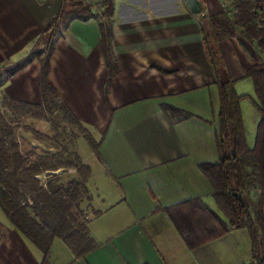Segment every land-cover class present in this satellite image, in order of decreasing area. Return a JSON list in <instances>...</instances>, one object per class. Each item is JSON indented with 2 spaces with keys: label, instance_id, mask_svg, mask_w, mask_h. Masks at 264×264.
<instances>
[{
  "label": "crops",
  "instance_id": "0c3cea01",
  "mask_svg": "<svg viewBox=\"0 0 264 264\" xmlns=\"http://www.w3.org/2000/svg\"><path fill=\"white\" fill-rule=\"evenodd\" d=\"M71 1L90 6L93 14L103 2ZM202 1L203 13L192 15L182 0H113L111 52L118 72L109 82L95 17L75 19L55 34L47 82L55 99L99 143L98 158L90 154L86 187L104 209L87 225L92 251L76 257L54 239L46 264H255L246 229L189 250L162 211L198 198L218 212L200 169L219 159L218 90L203 36L210 30L208 17L224 11L226 0ZM65 4L0 0V67L9 69L34 52ZM242 38L237 31L217 51L236 94L252 100L254 86L244 74L260 64L261 56ZM40 74V60L34 57L4 76L2 99L40 106ZM162 105L192 117L171 120ZM241 115L252 147L259 117L249 100L241 103ZM42 262V253L0 210V264Z\"/></svg>",
  "mask_w": 264,
  "mask_h": 264
},
{
  "label": "trees",
  "instance_id": "16d2710c",
  "mask_svg": "<svg viewBox=\"0 0 264 264\" xmlns=\"http://www.w3.org/2000/svg\"><path fill=\"white\" fill-rule=\"evenodd\" d=\"M91 11L90 6L81 2L66 0L61 13L44 31L46 34L51 30L52 34L45 42L48 54L40 60L42 104L34 107L3 99L0 107V210L8 222L42 253V264L47 263L54 239L62 240L76 257H83L94 249L88 222L80 220V205L89 199L86 183L91 171L77 155H73V160L65 158V150L56 155L35 149L23 154L13 127L27 116L49 121L47 117L59 111L64 119L79 127L86 144L98 158L99 143L55 99V91L47 82L48 60L54 44L51 38L71 21H85L91 17L98 22L99 44L108 71V82L117 74L111 52L114 2L103 0L97 14ZM263 11L264 0H233L231 12L222 11L208 17L210 30L203 36L205 54L214 69L218 90L215 145L219 159L215 164H202L200 169L210 183L218 212L198 198L162 211L189 250L208 245L232 231L246 229L251 238L252 257L260 252L264 264V22L259 17ZM237 31L246 42L255 44L261 56L260 64L244 74V78H249L254 86L252 100L236 94L235 82L226 76L217 51V45L233 37ZM34 57L27 56L9 69L0 67V87L5 82L3 75L11 77ZM247 99L259 117L252 147L247 145L241 115V103ZM161 109L171 120L182 121L192 117L171 106L162 105ZM3 110L11 114L10 120ZM60 169H73L76 178L64 182L61 176L53 174ZM44 174L49 177L45 181L40 178ZM259 240H262L261 246Z\"/></svg>",
  "mask_w": 264,
  "mask_h": 264
},
{
  "label": "rangeland",
  "instance_id": "374dc122",
  "mask_svg": "<svg viewBox=\"0 0 264 264\" xmlns=\"http://www.w3.org/2000/svg\"><path fill=\"white\" fill-rule=\"evenodd\" d=\"M232 4L233 1L227 2L226 0L224 11L231 12ZM259 17L263 18V22H264V11L260 12ZM260 26H261V22H260ZM51 34L52 31L51 30L48 31L42 37V39L44 40L36 47L34 53L31 52L28 55V57H34L36 55L38 57L36 56L35 57L38 58L39 60L44 59L47 56L49 50L47 43L45 44V42L50 39ZM51 41H54V36L51 38ZM244 101H248V99ZM2 102L3 99L2 96L0 95V107L2 106ZM4 110L3 112L5 113V116H7L8 119L11 118V114L5 112ZM32 112H36V111L32 110ZM246 117H248L247 114ZM47 118L49 119V121H39L31 116H27L21 120L18 126L14 125L13 128H15V133L21 152H23V154H26L29 153L32 149H35L38 152H44L51 155H56L65 150L66 151L65 158L73 160V155H77L79 157V161L83 165H87L91 171L90 164H92L93 157H91L90 154H93V152L90 149V147L86 144L85 140L83 139L84 135L79 129V127L75 124H72L69 120L64 119V117L61 115L59 111L53 112L52 115H49ZM247 127L249 128L248 130L251 129L249 124H247ZM53 174L61 176L64 182L76 178V173L73 169H66V170L60 169ZM46 175L47 174H44V176H41L40 178L43 181H45L46 179L49 178ZM88 195H89V199L84 200L80 205V210H81L80 220H86L89 223L92 219L97 217L98 212L101 211L103 207L101 206V202H99L100 201L99 196L96 195V193L88 191ZM251 196L254 197L253 194H251ZM238 198L241 200V202H243V198L241 196H239ZM253 260L255 262V257L253 258Z\"/></svg>",
  "mask_w": 264,
  "mask_h": 264
},
{
  "label": "water",
  "instance_id": "95a60500",
  "mask_svg": "<svg viewBox=\"0 0 264 264\" xmlns=\"http://www.w3.org/2000/svg\"><path fill=\"white\" fill-rule=\"evenodd\" d=\"M185 8L192 15H200L204 10V2L202 0H182ZM240 200V199H239ZM262 240H259V245L261 246ZM255 264H263V256L259 252L255 256Z\"/></svg>",
  "mask_w": 264,
  "mask_h": 264
},
{
  "label": "built area",
  "instance_id": "2783aa9c",
  "mask_svg": "<svg viewBox=\"0 0 264 264\" xmlns=\"http://www.w3.org/2000/svg\"><path fill=\"white\" fill-rule=\"evenodd\" d=\"M37 1H44V0H37Z\"/></svg>",
  "mask_w": 264,
  "mask_h": 264
}]
</instances>
